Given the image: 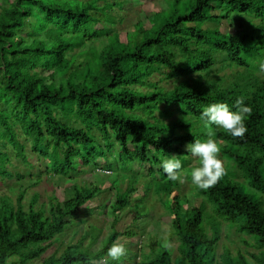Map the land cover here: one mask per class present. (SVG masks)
Listing matches in <instances>:
<instances>
[{
  "label": "trees",
  "instance_id": "trees-1",
  "mask_svg": "<svg viewBox=\"0 0 264 264\" xmlns=\"http://www.w3.org/2000/svg\"><path fill=\"white\" fill-rule=\"evenodd\" d=\"M6 1L0 6V185L24 180L4 167L9 147L25 161L26 154L45 160L72 190L62 201L51 195L46 203L32 193L26 205V187L15 194L12 187L14 197L0 194V264H120L125 257L108 258V248L135 235L148 247L139 264H264V0H164L163 9L148 14L147 27L133 25L127 41L116 25L133 0ZM232 20L234 31L220 29ZM241 96L252 108L246 135L234 138L212 127L220 155L237 167L242 183L225 168L214 187L201 190L189 173L185 182L199 204L183 197V206L179 195L169 199L180 183L168 180L162 159L193 158L186 145L207 139L203 108L223 102L235 111ZM192 162L183 174L198 160ZM76 164L118 169L126 187L115 209L132 205L137 186H153L152 194L166 199L162 216L178 242L176 254L146 228L129 229L148 215L137 203L123 216L125 230L116 228L124 218L110 211L114 225L100 249L91 250L85 231L76 243L45 256L99 193L95 185L75 183L84 171ZM41 176L31 175L34 184ZM144 176L149 180L142 183ZM224 230L246 238L242 242L254 252L233 255L224 247L218 254Z\"/></svg>",
  "mask_w": 264,
  "mask_h": 264
},
{
  "label": "rangeland",
  "instance_id": "rangeland-1",
  "mask_svg": "<svg viewBox=\"0 0 264 264\" xmlns=\"http://www.w3.org/2000/svg\"><path fill=\"white\" fill-rule=\"evenodd\" d=\"M164 5V0H143L142 2L139 0H133L132 6L128 10L120 12L123 19L121 23L116 25V30L120 34L119 38L121 40L127 41L126 34L134 30L133 25L138 21H142V23L147 27V25L149 24V21L147 20L148 14L163 9ZM0 6L7 7V1L0 0ZM236 26V20H232L229 22L224 21L221 23L220 29H226V31H234L236 29ZM173 118H175V116ZM4 151L9 155L10 158L9 162L4 163V167L10 170L12 173L13 171L22 173L24 176V180L20 181L18 184L15 183L14 180L6 181L4 185H0L1 195L8 194L10 197H14L12 191H9L12 187L14 188V194L18 192L17 190L19 186L23 188L26 187L24 199L22 200V203L26 205L27 200L32 195V193L38 194V203H46L47 199L51 195H54L62 201L64 197L71 192L72 183L65 181L64 178L57 174H54L51 170L48 171V164L42 158L38 159V157H36L34 154H26L27 158L25 161L23 157H15L14 150L9 147L5 148ZM180 158L183 166H185V168L187 169L189 164L193 163V158H189L187 156H181ZM108 159L114 162L113 156ZM221 159L224 161L225 168L229 172L233 171L230 176L233 177L236 182L242 183V181H239L237 179L238 176H241V173L238 172L237 167L222 156ZM76 165V168L79 169V164ZM195 165H198V163H196ZM80 170L84 171L79 172L76 177L75 183L78 185H95L100 189L99 193H97L92 202L86 204L85 209L75 219V226L67 229L61 235H58V240L53 244V246L45 256H48L55 251L60 253L68 244L76 243L79 237L84 234L85 231H89L90 236L92 237L91 250L100 249L106 242V232H108V230H111V225L113 224V214L111 215L110 211L114 210L115 212L113 216L116 219H120L129 211H131L132 206L136 205L137 203H139L138 211L141 212V214L147 213L148 215L144 218V221H133L130 224L129 229L133 231L137 230L139 232L140 228H146L145 233H155V239H161L165 230H171L167 224V220H169L168 217L162 216L164 214V209H162L161 203L166 199L165 197L158 199L155 194H152L154 188L153 186H151L148 191H146L143 186H137L138 191L131 195L132 205H123L120 208L117 207L115 209L116 201L119 198L120 194L124 192L126 187L125 180H119L120 173L118 172V169H113V172L111 173H109V171H103L102 169H96L94 171L89 170L88 167H81ZM152 170H154V168H152ZM234 171L236 173L233 175ZM38 172L42 173L41 181L39 184H34V177H31V175L36 173L38 174ZM190 172L191 170H187L183 175L187 176ZM148 180V176H144V178H142L140 181L144 183ZM115 181H118V183L114 184ZM175 196L179 197V202L183 206H185V203H183L182 199L183 197L188 200L189 205L197 206L199 204L198 201L193 200L192 198V192L190 191L189 182L180 183L178 189L172 191L169 194V199H172ZM102 206H106V209H103ZM150 207L153 208L150 209ZM207 210H209V206H207ZM127 218L128 216L122 219L123 221L116 220V228H118V230H125V225H129V221L127 220ZM122 223H125V225H122ZM138 232H136V234ZM223 232H225V230ZM147 238L153 239V236L148 235ZM119 239L125 244V247L127 249V254L124 256L126 260H123L120 264H139V262L141 261V253H147L148 247L140 245L138 241L139 237L136 235L134 237L125 236ZM142 239L144 241L145 238ZM243 239L247 240L243 236L236 234L233 230L228 233H222L219 247L217 248V253L220 254L223 251L222 248L224 247L229 249V251L233 255H235L238 251L242 253H244L245 251L254 252L253 249H251L249 246L244 245V243L242 242ZM88 243V240L84 242L85 245H87ZM171 243L172 247L169 250L173 255H175L178 242L175 238L172 237ZM128 254H130V257ZM33 264H39V262H34Z\"/></svg>",
  "mask_w": 264,
  "mask_h": 264
},
{
  "label": "clouds",
  "instance_id": "clouds-1",
  "mask_svg": "<svg viewBox=\"0 0 264 264\" xmlns=\"http://www.w3.org/2000/svg\"><path fill=\"white\" fill-rule=\"evenodd\" d=\"M259 70L264 73V61L259 62ZM236 110L230 109L229 105L223 102L212 103L205 106L201 113V119L205 122L207 139H200L186 145V150L193 158L198 160V165L192 167L190 176L191 182L201 190H208L214 187L226 174L224 161L221 159V144L215 139L213 125L223 129L234 138L242 139L248 129L246 118L252 113V108L245 104V98L239 97L235 101ZM162 169L168 180L180 183L185 182L183 165L180 156L172 155L162 159ZM171 230H165L161 239L165 248H171ZM127 254L125 244L118 238L107 250V257L119 261ZM8 264V261H5ZM251 264V262H250Z\"/></svg>",
  "mask_w": 264,
  "mask_h": 264
}]
</instances>
